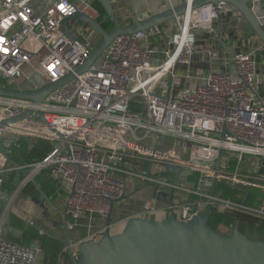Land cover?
Returning a JSON list of instances; mask_svg holds the SVG:
<instances>
[{
    "label": "built area",
    "instance_id": "2783aa9c",
    "mask_svg": "<svg viewBox=\"0 0 264 264\" xmlns=\"http://www.w3.org/2000/svg\"><path fill=\"white\" fill-rule=\"evenodd\" d=\"M91 2L0 0V81L11 87L22 77L37 75L50 84L79 67L97 35L86 24L71 22L70 40L61 22L75 14L97 21L100 13ZM229 12L223 3L208 4L190 13L199 20L191 19L186 30L182 16L173 20L172 30L165 25L119 36L86 73L49 93L40 104L0 96V125L7 121L0 127L3 151L8 153L19 138L52 144L51 154L30 171L36 176L49 169L58 193L65 196L69 233L85 221V239L99 240L105 226L96 228V220L105 223L111 204L135 192L133 179L151 187L153 199L127 219L157 220L167 210L186 222L210 203L216 211L264 221V177L248 171L264 157V96L258 92L257 63L264 47L255 37L253 43L235 32L234 53L217 48L216 20ZM258 19L264 28V19ZM131 103L140 111L132 112ZM26 111H31L27 118L9 122ZM221 149L224 155L215 171L212 163ZM137 162L149 164L148 172L129 169ZM166 165L183 169L178 186ZM12 172L0 154V202L2 185ZM156 173L165 178L157 180ZM203 178L213 179V186L225 182L259 189L263 199L256 206L231 203L213 195ZM154 189L173 197L164 202L166 208L159 207ZM78 242L72 243L74 256ZM42 255L39 243L23 246L4 240L0 233V264H38Z\"/></svg>",
    "mask_w": 264,
    "mask_h": 264
},
{
    "label": "water",
    "instance_id": "95a60500",
    "mask_svg": "<svg viewBox=\"0 0 264 264\" xmlns=\"http://www.w3.org/2000/svg\"><path fill=\"white\" fill-rule=\"evenodd\" d=\"M259 1L261 0H184L180 5L153 16L134 17L132 23L119 25L116 22L111 0H101L102 11L112 23V29L106 31L98 21L82 14H75L61 22V31L70 40H72V36L68 30L69 22L86 24L97 35V42L88 59L72 73L55 83L48 84L44 81V85L40 88L34 86L21 90L18 84H13L9 88H0V96L20 98L40 104L49 93L74 80L76 76L86 73L115 38L132 35L157 26H165L168 22L186 16V14L208 4L217 6L219 3H223L231 12L238 13L251 29L252 36L264 47V28L253 8V4ZM216 42L221 49H229L234 53L233 42L226 43L222 38L221 16H218L216 20ZM171 83L172 78L169 76L167 79L168 88H170ZM30 115L31 111H26L12 118L9 122L25 119ZM39 118L41 119L42 116L39 115ZM6 122H3L0 127ZM0 154L3 155L11 168L22 176V181L12 198L26 185L31 184L36 192L31 200L44 209L43 217H46L45 211L48 210V207L58 216L57 226L64 232L63 244L69 264H264V239L248 238L238 229L236 223L231 226L227 233L214 231L208 226L210 212L215 210L211 208L210 203L203 211L186 222L178 221L174 215H169L164 220L130 217L117 234H112L110 230L113 223L114 203H112L100 239L79 241L77 244L78 254L74 256L71 250L70 234L66 230L65 211H60L42 192L35 179L34 170L27 171L20 167L1 148ZM223 155L224 150H219L216 160L212 163L215 171L219 170ZM263 162L264 157L260 158V164ZM149 166V164L146 165V168ZM181 170L182 168L165 166V171L172 173L173 182L176 186L180 184L178 176ZM202 180L211 188L212 193L213 179L203 178ZM248 193L249 191L243 196L242 205H245ZM153 197L158 202L163 203H170L173 198L171 195L156 193V189L153 190ZM7 207L8 205L5 210Z\"/></svg>",
    "mask_w": 264,
    "mask_h": 264
},
{
    "label": "crops",
    "instance_id": "0c3cea01",
    "mask_svg": "<svg viewBox=\"0 0 264 264\" xmlns=\"http://www.w3.org/2000/svg\"><path fill=\"white\" fill-rule=\"evenodd\" d=\"M184 0H111L115 16H116V22L119 25H127L132 23L134 17H144V16H153L155 14H158L160 12H163L171 7H175L177 5H180L183 3ZM91 5L100 13L102 12V6H101V0H92ZM253 8L256 12V15L260 17L261 19H264V0H261L259 2H256L253 4ZM174 22H168L166 26L168 27L169 30H172ZM248 25L244 21V19L236 12H229L223 19H222V38L226 43H229L232 41V32L236 35L240 36L241 39L243 38H249L253 43L255 42L254 39H252V32H248ZM250 30V29H249ZM233 34V35H234ZM254 38V37H253ZM219 47V44H218ZM219 49H221L219 47ZM222 52L229 54L231 51L229 49H221ZM257 63H258V92L261 96H264V51L259 52L258 57H257ZM180 74L182 75V70L180 71ZM181 88V87H180ZM138 105V104H137ZM135 106L134 103H131L130 109L132 112L134 111L133 107ZM242 169H245V165L243 164ZM249 172L258 175L260 177H264V162L260 164L258 162L252 163V166L248 169ZM18 193V192H17ZM4 197V196H3ZM55 199L54 205L60 210L64 211V204H65V196L61 193H59ZM192 197V199H191ZM190 200H195L193 199L194 196H191ZM24 200L28 199L26 197H23ZM184 198V197H183ZM152 190L151 187L148 186H143L142 188L135 190V192L130 193V197L126 199L123 202L117 203L113 207L112 211V221L114 223L113 228L118 229V232L112 233V234H117L119 233L126 220L127 217L130 215L131 212L138 211L140 208V205L144 203L145 201H152ZM181 201V199H178ZM30 201V202H29ZM27 203L26 201H23L22 205L18 207L17 212H14L9 215V219L6 222V214L8 211V208L5 210L7 204L3 202V198L0 202V208H1V216H0V233L1 237L4 240L21 244L19 242V239L21 237V233L14 229L12 226H10V220L11 216H16L21 219H25L26 222L29 219L35 220V226L40 229V233H46L52 237H60L64 239V232L62 229L58 227H53L48 225L44 220L43 217V211L44 209L32 201L31 199ZM182 202V201H181ZM36 207L37 211L31 214L30 210L28 209V205ZM159 207H164L166 208L167 203H158ZM48 210L50 212V216L52 219L55 221H58V216L56 213L48 207ZM29 212V214H27ZM5 213V214H4ZM38 214L41 217L38 219L35 217L34 214ZM55 216V217H54ZM169 216L168 211L164 210L161 211V213L157 216V220H164ZM81 225L78 226V228L74 231L69 233L70 234V241L71 243H76L78 241H81L89 236V233L87 230L83 231V228H85V221H83ZM101 227L105 226V223L102 221L99 224ZM241 226H247L246 224H241ZM2 227L5 228V230H2ZM84 232L85 236L83 239H79L81 235L79 233ZM75 234V235H74ZM36 242H33L34 244ZM31 244V245H32ZM30 245V246H31ZM38 264H43V255L40 258Z\"/></svg>",
    "mask_w": 264,
    "mask_h": 264
},
{
    "label": "trees",
    "instance_id": "16d2710c",
    "mask_svg": "<svg viewBox=\"0 0 264 264\" xmlns=\"http://www.w3.org/2000/svg\"><path fill=\"white\" fill-rule=\"evenodd\" d=\"M97 21L106 31L112 29L113 27L112 23L108 20L103 11L100 12V16ZM233 34L234 33L232 32V35ZM217 48L219 47L217 46ZM52 150V144H50L48 141L41 139L19 138L17 141L11 144L8 149V154L11 159L14 160L20 167L30 171L32 166L43 162L48 157V155L51 154ZM234 167L235 166L232 165L231 169H234ZM35 179L42 192L54 203L55 199L57 198L56 196L59 193L57 191L55 182L49 177V169H42L35 176ZM21 181L22 176L16 171L12 172L2 185L3 196L5 193L9 194V192H13L14 189L17 188V184ZM247 191H249V193L245 201L246 206H256L261 203L263 199V193L261 190L240 186L232 187L225 182H216L213 186L212 194L218 195L221 199L228 200L231 203L241 204V200ZM35 193V189L31 184L26 185L21 191L22 197L29 199H32ZM193 199L195 198L193 197ZM10 218V226L21 233V237L19 239V242L21 243L20 245L28 247L33 242L39 243L43 253V264H58L60 260L63 261V264H69L67 254L66 252H63L64 239L60 237H52L46 233L41 234L40 229H38L34 223L29 225L28 221L26 222L25 219H21L16 216H11ZM101 222L102 221L96 220L95 227L98 228ZM82 223L84 222L82 221L81 224ZM234 223L237 224V227L240 231L241 224L248 225L251 229H253L256 238L264 239V221L235 211L219 212L213 210L210 212L208 226L214 231L227 233ZM223 229L226 230V232H222ZM84 230H86V227L83 228V231ZM79 234L81 235L79 239H83L85 236L84 232Z\"/></svg>",
    "mask_w": 264,
    "mask_h": 264
},
{
    "label": "rangeland",
    "instance_id": "374dc122",
    "mask_svg": "<svg viewBox=\"0 0 264 264\" xmlns=\"http://www.w3.org/2000/svg\"><path fill=\"white\" fill-rule=\"evenodd\" d=\"M72 23H77L78 24V22H72ZM69 25L71 24V22H69L68 23ZM82 25V23H79L78 24V26H81ZM250 29V28H249ZM248 29V32L250 33V31H251V29L249 30ZM252 32V31H251ZM255 41H256V39H255ZM18 83H19V87H20V90L21 89H25V88H31V87H34V86H36L37 88H40V87H42L43 85H44V81L40 78V77H38L37 75H32V76H30V78H28V79H25V78H21L19 81H17ZM0 86H5V87H10L9 86V84L5 81V80H1L0 81ZM135 104V106L133 107V109H134V111H140V106L139 105H137V103H134ZM0 142L2 143V140H0ZM133 167H136V168H133ZM152 168H155V166H153ZM129 169H131V170H133V172L134 173H136V174H142V173H147L148 172V169L146 168V167H144L141 163H135V164H133V166H131V167H129ZM183 171V169L181 170V172ZM155 178L157 179V180H162V179H164L165 178V176H163V175H160L159 176V173H156L155 174ZM191 181L193 180V179H190ZM133 181V183L135 184V187H134V189L135 190H138V189H140V188H142L144 185L139 181V180H137V179H133L132 180ZM20 183V182H19ZM19 183L17 184V186L16 187H18V185H19ZM17 188H15L14 189V191L12 192H9V194L8 193H5L4 194V197H3V202H5V204H7L8 205V211H7V214H6V222L8 221V219H9V215L10 214H12V213H14V212H17V210H18V207L20 206V205H22V203H23V201H26V203L30 200L29 198L28 199H26V200H24V198L22 197V195H21V191H22V189L18 192V193H16L15 194V196H14V198H12V195H13V193L15 192V190H16ZM30 202V201H29ZM40 204H42V203H40ZM7 205H5V206H7ZM43 206H45V204H43ZM28 207V209L27 210H30L31 212V214H33L34 212H36L37 211V209H36V207H34V206H30V204L27 206ZM2 214V213H1ZM1 214H0V216H1ZM27 214H29V212L27 213ZM45 214H46V217H44V220H42V221H45L48 225H50V226H53V227H58L57 226V222L58 221H54L53 219H52V217L50 216V212H49V210H46L45 211ZM30 215V214H29ZM35 215V217H37L38 219L41 217V215L39 216L38 214H34ZM55 217V216H54ZM51 221H53L52 223H51ZM28 223H34L35 224V220H33V219H29L28 220ZM240 229H241V232L245 235V236H247L248 238H254L255 237V234H254V231H253V229H251V228H248L247 226H240ZM2 230L4 231L5 230V228L4 227H2ZM111 232L112 233H116V232H118V229H115V228H112L111 229ZM222 232H226V230H224L223 229V231Z\"/></svg>",
    "mask_w": 264,
    "mask_h": 264
},
{
    "label": "bare ground",
    "instance_id": "6f19581e",
    "mask_svg": "<svg viewBox=\"0 0 264 264\" xmlns=\"http://www.w3.org/2000/svg\"><path fill=\"white\" fill-rule=\"evenodd\" d=\"M190 13H188V14H186V16H184V27H185L184 29L185 30L189 26V23H190L191 19H197V20H199V18H197L196 16H193V15L191 16Z\"/></svg>",
    "mask_w": 264,
    "mask_h": 264
}]
</instances>
